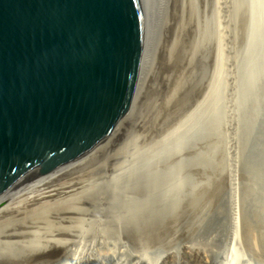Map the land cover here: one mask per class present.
Masks as SVG:
<instances>
[{
    "label": "bare ground",
    "instance_id": "1",
    "mask_svg": "<svg viewBox=\"0 0 264 264\" xmlns=\"http://www.w3.org/2000/svg\"><path fill=\"white\" fill-rule=\"evenodd\" d=\"M180 1L182 3L178 0L174 2L175 5H179V12L184 14L186 2L185 0ZM151 6V0H145L144 24L146 27L144 25L143 52L147 55L141 62L130 98L117 125L103 142L104 144L101 143L88 155L36 181L0 205V264H168L170 258L174 257L171 250L165 249L157 251L158 254L155 252L156 254H152L153 257L150 256L151 254L148 256V253L144 254L140 251V246L141 243H152L153 241H156L157 245V241H160L158 239L166 235L169 230L171 231V226L173 228L177 222L184 224L191 222L189 218L194 216L191 212L193 210L195 212L198 208H195L196 210L193 208L191 211L190 205L203 198L202 191L197 190L201 186L199 181L201 183L207 173L206 168L203 169L206 158H203L204 154L201 152V142L205 136L204 128L196 129L192 126L204 127L207 120L204 118L202 122L193 121L194 119L188 120V117L195 118V116H191L194 113L189 115L185 99L194 90L201 92L206 89L203 106H207L210 110L206 111L211 114H209V131L215 134L218 131L216 125L220 121V116L218 118L217 114L220 98L219 86L223 83L219 80L221 64L217 62L220 56L218 53L220 42H217L216 37L219 33L214 31L217 29L216 23L214 22L213 25L210 23L212 33L215 35L211 41V48L208 49L211 58L200 60L205 63L204 70L208 71V76L205 75L204 78L210 77L208 82L206 78V84L204 81L195 82L192 85L194 88L191 87L188 90L190 86L187 85V80L189 78H183L179 80V83L178 80L173 79L168 89L158 94V97L161 96L159 100L141 113L138 116L139 119L137 117L136 120L127 124L126 120L130 116L127 115L120 124L123 116L131 110L127 107L139 99L137 97L140 90L147 81L145 80L148 75L146 73L150 71L152 57L148 56L153 52L154 43L150 49L149 36L153 30V16H157V14H150ZM156 6L161 14L160 5ZM216 7H214L215 10H217ZM219 9L222 10L221 6ZM215 10L212 14H216L217 17L219 11L215 12ZM171 14L170 20L168 19L169 14L167 15L171 38L166 41V53L162 65L164 69L171 68V72L175 70L179 77L189 69V60L183 61V58L185 53L190 51L188 48L191 43L189 46L184 42L181 43V36L188 34V31L184 29L180 20L176 21L179 18L175 11L172 10ZM147 16L150 18L148 23ZM155 23L158 29V22ZM220 23L219 21L218 24ZM148 24L150 28L147 27ZM202 28L204 27L197 26L199 35L202 33ZM218 30L220 31V28ZM155 37L153 35V38ZM222 45L220 44V47ZM203 46L205 48V45ZM193 62L194 60L191 59L190 64L193 65ZM197 74L191 67L190 82L196 79ZM163 78L165 79L164 75ZM202 84L205 85L201 86ZM208 99L215 103L212 107L210 103L207 104ZM134 104L135 102L131 106ZM170 122L173 126L179 125L180 130L171 131ZM123 125L129 127L126 129L128 131L121 134L120 129ZM138 153L145 154L137 155ZM187 162L189 163L186 164ZM63 179L68 181L60 183ZM213 192L212 199L215 195L216 197L220 195L216 194L217 190ZM239 193L235 188L222 193L221 201L213 205L212 210L215 213L210 216L209 222L207 216L205 217L204 208L194 218L197 223L200 219L206 218L204 219L208 223L207 230L203 228L206 230V237L220 240L223 250L227 252L215 264H241L238 254H240L239 247L245 251L242 249L244 247L242 243L246 241L250 246H257L258 236L256 234L259 232L255 233L253 215H250L248 211L249 206L243 205V201H240ZM207 207L206 210H211L209 206ZM181 227L178 232L185 229ZM196 230L198 231L197 228ZM194 231L185 229L182 236L189 238ZM202 232L205 233V231ZM195 236L197 237V235L193 237ZM71 237L75 238L69 240L72 239ZM151 243L150 247H154L155 244L152 246L153 243ZM40 246L52 254L36 253L35 248ZM191 246L183 245L182 256L186 258L189 255L192 261L195 259L202 264L206 263V255L200 249H194ZM150 247L141 249L148 252ZM44 258L47 259L46 262L41 261Z\"/></svg>",
    "mask_w": 264,
    "mask_h": 264
},
{
    "label": "water",
    "instance_id": "2",
    "mask_svg": "<svg viewBox=\"0 0 264 264\" xmlns=\"http://www.w3.org/2000/svg\"><path fill=\"white\" fill-rule=\"evenodd\" d=\"M144 9L145 0H0V205L114 130L147 55Z\"/></svg>",
    "mask_w": 264,
    "mask_h": 264
},
{
    "label": "rangeland",
    "instance_id": "3",
    "mask_svg": "<svg viewBox=\"0 0 264 264\" xmlns=\"http://www.w3.org/2000/svg\"><path fill=\"white\" fill-rule=\"evenodd\" d=\"M158 1L159 3L157 4L160 5L161 14H157L158 29H156V39L154 38V48L150 56V58L152 57L150 71H147L146 75H148L146 77L144 76L147 81L144 82V86H142L140 90L137 97V99H139L134 101L135 104L133 106L131 105L134 102H132L130 107H127L128 109L131 108V110L130 112L128 110V112L123 116L120 124L124 121L127 115H130L126 120L127 124H129L136 120L137 117L141 113L145 112L149 107H152L161 97L158 96L163 91L168 89L169 84L173 79L178 80L179 83V80L189 78L187 80V85L190 86L188 87V90L193 87L192 85L195 82L198 83L200 81H204L205 83L206 78L207 82L209 81L210 77L204 78L205 75L208 76V71L206 70V73L204 70L205 63L200 62V60L211 58L210 51L208 52V49L209 47L211 48V41L215 35L212 33L210 23L213 25L214 22L216 23L215 25H217V29H214V31L219 33V35H217L218 33L216 34L217 42H220L221 45L224 44V46L222 45L221 47L219 44L218 53L220 56H218L219 58L217 59V62L221 64V67H219L220 65L218 66L221 68V70L219 69V77H221L219 80L220 83H222L221 81H223V83L219 86L220 98L218 97L219 109L217 114L218 118L220 116V121H218V125H216V129H218V131L215 134H212L209 131V116L211 114L208 112L210 110L207 106H203L206 89L201 92L194 90L192 93H189L187 99H185L189 115L194 113L191 116H195V118L188 117V120L194 119L193 121L202 122V120L205 119L208 121V125L206 121V125H204V127H195L191 125L196 129L204 128L205 135L204 140L201 142V152L204 154L203 158H206L203 169L206 168L207 173L204 175L201 183L199 181L201 186L199 187V185H197V187H199L197 191H202L201 196L203 198H200L201 200L199 199L196 203H192L189 208L191 211L193 208L198 209H195V212L194 210L191 212V214L194 213L192 214L194 216L189 218L191 220V222L189 221L190 225H188L189 223L184 224L183 222H177L173 227L175 228L174 230L171 226V231L169 230L166 235L158 239L160 241H157V245L155 243L156 241H153V244L150 242L152 246L155 244L154 247H156V249L154 247H150V243H145L146 246L144 243H141V248L148 249V247H150L149 250H153L154 253L148 250V252H145L146 250L141 248L140 251H143L144 254L148 253V256L150 254V256H152V254H156L157 251L160 252L164 249L171 250L170 252L174 257L172 259L170 258L168 264H202L201 262H197L195 259L193 261L190 260L189 255H187L186 258L184 255L182 256L183 245H192L191 247L194 249H200L203 254L206 255L205 258L207 262L204 264H215L222 257H224L227 252L223 250L224 248L223 245H221L222 243L220 240L209 238V236L208 238L206 237V228L208 223L205 219L207 218L208 222L210 221V216L215 213L212 210V208H214L213 205H216V202L221 201V194L225 193L228 189L235 188L240 192V201H243V205L249 206L248 211L251 213L250 215H253L252 221H254V228L256 229L255 233L259 232L256 234V236H258L257 240L259 243L257 242V246L254 245L258 248L248 245V242L246 241L245 243H242V245L244 244L242 249L245 251H242L241 247H239L240 254L238 255L239 259L241 258L239 262H242L243 264H264V0H185V6L186 8L189 7V9L185 8L184 14L179 12V5H175V0ZM178 2L181 1L178 0ZM227 3L231 6H227ZM217 5L221 6L223 11L219 9V6L216 7ZM214 7H216L217 10H215ZM172 10L178 15L179 19L176 21L180 20V23L184 25V29L188 31V34L181 36V43L184 42L188 46L189 43H191L188 48L190 51L185 53V57L183 58V61L189 60V69L185 73L180 74L179 77H177L174 69V72H171V68L165 66L166 68L164 69L162 65L166 53V41L171 38L167 23V15L169 14L168 19L170 20L172 17ZM214 10L215 12L219 11L220 15L217 14L216 17V14H212ZM220 11L222 12L220 13ZM216 20L221 23L218 24ZM199 25L204 27L202 28L203 30L200 35L197 29V26ZM219 28L220 31L218 30ZM208 33H212L213 35ZM218 36L220 37V40ZM203 45H205V48H203ZM182 55L183 54H181V56ZM191 59L194 60L193 65L190 64ZM191 67L196 73H198L193 82H190ZM222 74L223 76H221ZM163 75L165 76V79L163 78ZM226 81L229 82L226 83ZM205 84H202L201 86ZM196 88H200V86H196ZM209 101H207V104L209 105L210 103L212 107L215 103L213 101ZM206 111L208 112L206 113ZM206 114L208 115L206 116ZM176 117L177 116L175 115V118ZM172 122H170L169 125V127H171V131H179L180 126L177 124L173 126ZM203 123H205V121ZM128 127V125H123L122 129H120V133L123 134L125 131H128L126 130ZM141 154L145 153H138L137 155ZM188 163L189 162L186 164ZM194 180L196 183V179ZM66 181L68 180L63 179L60 183H64ZM216 190L218 192L216 194L220 195H217V197L215 195L214 199H212L214 193L213 191ZM211 202L212 204H210ZM207 206L211 208L212 212H210L211 210H206L208 208ZM203 208L204 214H206L205 217H207H204L205 219H200V222L197 223L194 221L196 220L194 218L196 214L199 215V213H201V210L203 211ZM192 222L195 223L193 224ZM182 224H184V226ZM179 226L181 228L185 227L187 231L190 229L193 231L195 230L194 232L196 233H193L194 235H197V237H193L194 235L192 236V233L189 235V238L188 236L186 237L188 239L187 240L182 236L185 229L178 232V229H180ZM198 227L202 229L205 227L204 229L206 230L199 229ZM173 231L177 232L174 233ZM202 231H205V233ZM198 232L200 233V237ZM71 238L72 239H67L73 240L75 237ZM35 250L36 253L48 252L47 254H52V252L46 251L45 248H41V246L35 248ZM239 252L237 251V253ZM46 258L50 259V257ZM46 258L41 261L46 262Z\"/></svg>",
    "mask_w": 264,
    "mask_h": 264
}]
</instances>
